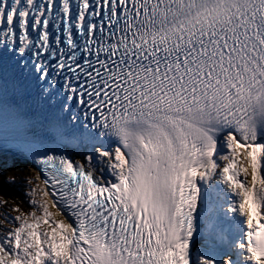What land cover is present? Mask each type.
I'll return each instance as SVG.
<instances>
[{"label": "snow or ice", "instance_id": "snow-or-ice-1", "mask_svg": "<svg viewBox=\"0 0 264 264\" xmlns=\"http://www.w3.org/2000/svg\"><path fill=\"white\" fill-rule=\"evenodd\" d=\"M19 164L0 264H264V0H0Z\"/></svg>", "mask_w": 264, "mask_h": 264}, {"label": "trees", "instance_id": "trees-1", "mask_svg": "<svg viewBox=\"0 0 264 264\" xmlns=\"http://www.w3.org/2000/svg\"><path fill=\"white\" fill-rule=\"evenodd\" d=\"M16 182L13 184H6L4 181L6 178H0V198H3L9 201L10 204L19 203L22 208L26 207L24 203V192L20 188V182H18L17 178ZM0 210H3V206H0ZM15 213H12V215Z\"/></svg>", "mask_w": 264, "mask_h": 264}, {"label": "rangeland", "instance_id": "rangeland-1", "mask_svg": "<svg viewBox=\"0 0 264 264\" xmlns=\"http://www.w3.org/2000/svg\"><path fill=\"white\" fill-rule=\"evenodd\" d=\"M16 168H19V171L15 170H8L4 172V174L0 177L9 178V177H15L18 178L19 182L23 186V190L27 193L30 191V188L34 186L35 184H39L40 181L36 179L37 174L33 172L29 167L21 166V165H15ZM28 180H33L34 184L29 185L27 182ZM55 211V209H53Z\"/></svg>", "mask_w": 264, "mask_h": 264}]
</instances>
